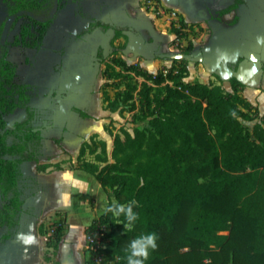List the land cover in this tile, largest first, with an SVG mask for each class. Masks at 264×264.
<instances>
[{
    "label": "crops",
    "instance_id": "crops-1",
    "mask_svg": "<svg viewBox=\"0 0 264 264\" xmlns=\"http://www.w3.org/2000/svg\"><path fill=\"white\" fill-rule=\"evenodd\" d=\"M235 2L67 0L54 12L40 46L10 48L9 59L17 64V81L27 86L29 102L4 118L14 128L29 107L34 111L29 127L38 142L29 139L25 130L8 138L9 145L17 144L24 151L6 158L18 160L22 152L33 158L18 163L22 206L15 223L1 230L0 264H99L87 228L109 205L111 190L83 164L99 165L89 156V144L93 146V136L106 135L107 123L116 119L103 98L106 63H102L114 45L128 63L157 73L176 64L168 54L183 53L190 42L198 54L187 59L186 80L221 84L233 92L231 80L237 79L242 83L240 95L264 116V0H244L232 8ZM14 16L0 1V24L5 23L2 42H12L20 33L25 19L14 24ZM96 21L111 28L91 29ZM173 21L187 24L182 44L176 40ZM114 27L125 29L115 40ZM2 202L0 194V206ZM73 217L76 221L69 222ZM60 224L63 240L54 255L47 241ZM77 232L85 238L78 247ZM48 251L55 259H46Z\"/></svg>",
    "mask_w": 264,
    "mask_h": 264
},
{
    "label": "trees",
    "instance_id": "trees-1",
    "mask_svg": "<svg viewBox=\"0 0 264 264\" xmlns=\"http://www.w3.org/2000/svg\"><path fill=\"white\" fill-rule=\"evenodd\" d=\"M65 1L11 0L9 15H16L14 24L21 18L25 21L14 41L2 42L0 36V232L15 223L22 206L18 163L33 158L25 152L18 160L6 158L24 151L17 144L9 145L8 138L16 136V130H25L29 139H38L29 127L34 118L29 107L27 116L14 128H9L4 118L29 102L27 86L17 81V64L9 59V51L18 45L40 46L54 12ZM243 2L236 0L232 8ZM4 25L1 23L0 35ZM99 26L111 28L101 21L90 28ZM172 27L176 40L187 37L186 23L178 26L173 21ZM124 30L114 27L113 39ZM192 51L190 42L182 50L186 54ZM118 52L114 45L102 63L163 87L152 95L151 88L145 86L144 105L152 128L136 129L134 136L126 133L124 139L117 136L116 160L111 165L83 164L104 188L112 189L114 199L109 204L135 201L133 210L139 215L131 232L124 231L123 223H114L111 213L94 220L87 228L88 235L103 226L110 229L95 256H103V264H126L123 249L129 241L155 232L158 246L145 264H264V123H257L251 132L241 121L253 119L250 103L239 93L242 83L232 79L234 91L229 92L221 84L187 81V59H175L176 64L154 73L128 63ZM105 101L112 112L124 113L117 102L108 97ZM207 176L212 179L201 181ZM63 230L64 226L58 225L47 241L54 255Z\"/></svg>",
    "mask_w": 264,
    "mask_h": 264
},
{
    "label": "rangeland",
    "instance_id": "rangeland-1",
    "mask_svg": "<svg viewBox=\"0 0 264 264\" xmlns=\"http://www.w3.org/2000/svg\"><path fill=\"white\" fill-rule=\"evenodd\" d=\"M0 1L5 2L10 10L9 5L11 0ZM103 75L106 79L103 85L104 101L105 97H108L110 102H117L120 108H124L125 111L123 114L114 112L116 119L112 118L110 119L109 123H107L109 127L106 128V135H95L92 137L91 141L95 148L89 144L88 148L91 154L89 156L92 158V160L94 159L98 161L100 167H103L104 165H111L115 162L116 158L114 157L113 152L115 147V138L117 136H120L122 139H124L126 133H130L134 136L136 129L146 130L147 128H152L150 124L151 118L147 114V106L144 105V93L147 89L145 86L151 88L152 95L159 92L163 87L161 85L155 84L152 81L145 80L143 77L136 76L133 73H128L118 66H112L111 64L110 66L106 64V69L103 72ZM106 82H108V85H106ZM130 84L136 88L132 89ZM117 86H119V88H116ZM249 112L251 113L253 119L250 121L242 119L241 121L250 129L251 132H253L257 123H264V116L260 117L259 114H257V111L254 110H250ZM104 138H106V140ZM32 141L34 143L38 142L36 138H34ZM178 141L181 143L183 139H179ZM144 161H146V158ZM211 179V176H207L201 181L208 182ZM110 190L111 192L108 193H110L109 196L113 200V192L112 189ZM68 221H76V217L69 218ZM107 230L109 231L110 229L107 227ZM74 237L77 240V247L80 244V240L84 241L85 239L84 236L80 234V232H77ZM49 253H47V257L49 256V258L55 259V257H52ZM97 257L99 260L98 263L103 264V256L99 255Z\"/></svg>",
    "mask_w": 264,
    "mask_h": 264
},
{
    "label": "clouds",
    "instance_id": "clouds-1",
    "mask_svg": "<svg viewBox=\"0 0 264 264\" xmlns=\"http://www.w3.org/2000/svg\"><path fill=\"white\" fill-rule=\"evenodd\" d=\"M135 201L128 204L112 201L103 209V213L112 214L114 223H123L124 231L131 232L134 230L135 224L139 219L138 213L133 208ZM123 217V220L120 218ZM157 234L155 232L143 233L129 241L127 247L123 249L126 264H145L149 259L150 252L157 248Z\"/></svg>",
    "mask_w": 264,
    "mask_h": 264
},
{
    "label": "built area",
    "instance_id": "built-area-1",
    "mask_svg": "<svg viewBox=\"0 0 264 264\" xmlns=\"http://www.w3.org/2000/svg\"><path fill=\"white\" fill-rule=\"evenodd\" d=\"M177 42L182 44L184 41L182 40V38H178ZM106 232H108L107 227L103 226L98 231H96L94 234L88 235V242L90 245V249L93 251L94 254H95V251L99 247H101L102 240Z\"/></svg>",
    "mask_w": 264,
    "mask_h": 264
},
{
    "label": "water",
    "instance_id": "water-1",
    "mask_svg": "<svg viewBox=\"0 0 264 264\" xmlns=\"http://www.w3.org/2000/svg\"><path fill=\"white\" fill-rule=\"evenodd\" d=\"M21 14L22 13L19 12L18 15H21ZM14 17H16V16H14ZM197 54H198V51H193V52H191L189 54H186V53H178V54H168V56L170 58H173V59H192V58L196 57ZM2 236H3V232H0V239H1Z\"/></svg>",
    "mask_w": 264,
    "mask_h": 264
}]
</instances>
